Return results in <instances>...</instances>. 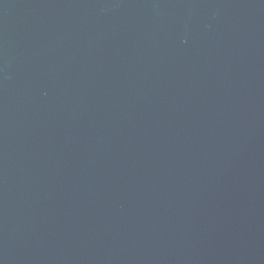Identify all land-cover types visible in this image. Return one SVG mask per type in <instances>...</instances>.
<instances>
[{
	"label": "water",
	"instance_id": "obj_1",
	"mask_svg": "<svg viewBox=\"0 0 264 264\" xmlns=\"http://www.w3.org/2000/svg\"><path fill=\"white\" fill-rule=\"evenodd\" d=\"M0 264H264V0H0Z\"/></svg>",
	"mask_w": 264,
	"mask_h": 264
}]
</instances>
